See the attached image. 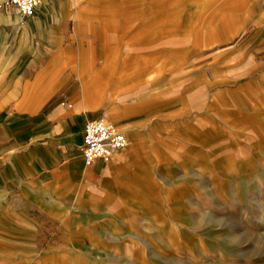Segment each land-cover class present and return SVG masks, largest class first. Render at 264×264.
I'll use <instances>...</instances> for the list:
<instances>
[{
  "label": "rangeland",
  "instance_id": "rangeland-1",
  "mask_svg": "<svg viewBox=\"0 0 264 264\" xmlns=\"http://www.w3.org/2000/svg\"><path fill=\"white\" fill-rule=\"evenodd\" d=\"M65 3L80 47L135 71L104 106L138 156L0 264H264V0Z\"/></svg>",
  "mask_w": 264,
  "mask_h": 264
},
{
  "label": "crops",
  "instance_id": "crops-1",
  "mask_svg": "<svg viewBox=\"0 0 264 264\" xmlns=\"http://www.w3.org/2000/svg\"><path fill=\"white\" fill-rule=\"evenodd\" d=\"M65 2L45 0L25 20L14 6L0 9V252L62 220V207L116 196L138 156L124 148L110 162L85 161L88 119L104 116L126 132L104 106L105 92L113 81L129 86L120 72L135 71L80 47L96 42L73 35L81 10Z\"/></svg>",
  "mask_w": 264,
  "mask_h": 264
},
{
  "label": "built area",
  "instance_id": "built-area-1",
  "mask_svg": "<svg viewBox=\"0 0 264 264\" xmlns=\"http://www.w3.org/2000/svg\"><path fill=\"white\" fill-rule=\"evenodd\" d=\"M45 0H0V9L14 6L23 16V20L33 16ZM129 144L126 132L112 120L101 116L88 119L84 128L81 151L87 164L99 159L110 162L113 157Z\"/></svg>",
  "mask_w": 264,
  "mask_h": 264
}]
</instances>
